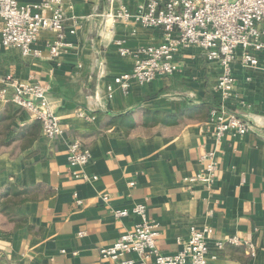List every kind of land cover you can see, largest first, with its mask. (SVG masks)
<instances>
[{
  "label": "crops",
  "instance_id": "0c3cea01",
  "mask_svg": "<svg viewBox=\"0 0 264 264\" xmlns=\"http://www.w3.org/2000/svg\"><path fill=\"white\" fill-rule=\"evenodd\" d=\"M146 2L61 0L67 45L55 58L48 53L53 31L38 35V57L0 44V89L8 75L47 86L63 128L60 135L44 136L28 111L0 98V114L16 111L20 132L0 146V264H119L102 258L99 249L140 221L132 213L113 215L137 203L156 223V246L164 253L181 248L191 225H208L211 245L218 238L238 240L211 248V264H264V52L256 68L238 59L231 67L235 87L225 104L248 121L250 131L217 140L207 119L221 100L219 68L200 49L179 47V69L172 75L133 82L127 91L113 83L133 64L120 46L133 51L163 42L159 28L113 18L122 6L136 13ZM72 141L89 149L82 170L96 179L72 176ZM209 152L218 165L212 185L186 182L206 165ZM123 258L138 260L135 253Z\"/></svg>",
  "mask_w": 264,
  "mask_h": 264
},
{
  "label": "built area",
  "instance_id": "2783aa9c",
  "mask_svg": "<svg viewBox=\"0 0 264 264\" xmlns=\"http://www.w3.org/2000/svg\"><path fill=\"white\" fill-rule=\"evenodd\" d=\"M113 18H133L143 27L159 28L163 42L158 45L143 46L133 51L120 46L121 54L133 57L129 71L114 76L113 83L127 91L131 83L143 85L158 76L172 75L178 69L174 55L181 46L200 49L208 61L217 63L219 75L216 89L221 95L218 104L209 110L208 125L217 140L225 134L244 135L251 125L240 114L226 107L235 87L232 63L239 60L245 68H256L258 54L264 52V0H147L144 8L130 13L121 7ZM53 31L56 37L48 44L51 58L59 55L66 46L64 12L61 0H38L20 3L17 0H0V44L4 48L16 49L22 57H38L41 51L34 48L42 31ZM68 32L73 33L71 29ZM121 44L120 41H116ZM111 96L112 86L107 87ZM0 98L28 111L41 126L44 136L55 137L63 133L58 115L52 110L48 99V87L33 79H19L6 76L2 80ZM79 116L82 112H78ZM87 147L79 141L67 146V162L74 179L94 180L83 167L90 160ZM208 161L201 171L185 178L186 182L212 185L217 171L213 152L204 156ZM103 201H108L106 192L101 193ZM135 214L140 221L123 232L111 244L100 247L102 258L119 264H211V248L222 249L226 242L238 243L236 237L215 239L208 225L189 227L188 237L181 248L174 253H164L156 246V223L147 217L146 205L135 204L131 209L114 210L115 217ZM82 234V233H80ZM126 253H135L138 260L122 259ZM151 260V263H150Z\"/></svg>",
  "mask_w": 264,
  "mask_h": 264
},
{
  "label": "trees",
  "instance_id": "16d2710c",
  "mask_svg": "<svg viewBox=\"0 0 264 264\" xmlns=\"http://www.w3.org/2000/svg\"><path fill=\"white\" fill-rule=\"evenodd\" d=\"M8 111V110H7ZM0 114V146L10 144L19 137V130L15 125L16 111L9 110Z\"/></svg>",
  "mask_w": 264,
  "mask_h": 264
}]
</instances>
